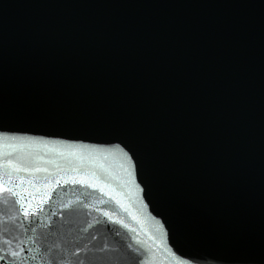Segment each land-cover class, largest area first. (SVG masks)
Returning <instances> with one entry per match:
<instances>
[{"label": "water", "instance_id": "water-1", "mask_svg": "<svg viewBox=\"0 0 264 264\" xmlns=\"http://www.w3.org/2000/svg\"><path fill=\"white\" fill-rule=\"evenodd\" d=\"M113 254L264 264V0H0V264Z\"/></svg>", "mask_w": 264, "mask_h": 264}, {"label": "snow or ice", "instance_id": "snow-or-ice-1", "mask_svg": "<svg viewBox=\"0 0 264 264\" xmlns=\"http://www.w3.org/2000/svg\"><path fill=\"white\" fill-rule=\"evenodd\" d=\"M122 167H123V165H122ZM125 171H128V170L125 169ZM129 175H131V174L129 173ZM84 182H85V181L82 180V179H79V180H78V179H75V178L71 181V183H74V184H83ZM55 183H56L57 185H60V184H61V181H60L59 179H57V180L55 181ZM65 183H67V181H65ZM88 186H89V187H93V188L96 187L95 184H90V185H88ZM5 191H7V189H5ZM100 191L103 192V189L101 188ZM17 203H19V201H17ZM20 206H21V208H23L22 215H23L26 219L29 218L30 216H36V215H37V212H35V211H33V212L30 213L29 210H28V208L25 207L23 204H21ZM83 207L87 209V208L90 207V205H88L87 203H85V204L83 205ZM65 210L70 212V211H72V208H71L70 205H66V206H65ZM39 211H43V208H40ZM103 215H104V216H107L110 220L112 219V217H111V216L109 215V213H107V212H104ZM28 222L31 223V220H28ZM114 222H115V223H119V221H114ZM50 227H51V226H50ZM92 227H93V225H91V224L88 225V228H92ZM125 227H127V225H125ZM32 230L35 231L34 228H33ZM133 231H134V230H133ZM100 251L103 253V252L108 251V249H107V247H105V246H101ZM11 255H12V256H17V255H18V252H15V251H14V252H12ZM77 255H79V253H77ZM0 259H3V257H0ZM52 264H55V261H52ZM106 264H121L120 257H119L118 255H116V254H113L112 256L106 258Z\"/></svg>", "mask_w": 264, "mask_h": 264}]
</instances>
